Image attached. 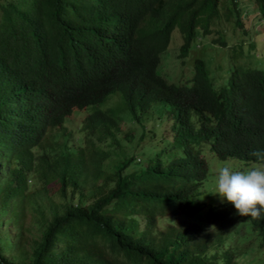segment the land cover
Returning <instances> with one entry per match:
<instances>
[{
	"label": "trees",
	"instance_id": "trees-1",
	"mask_svg": "<svg viewBox=\"0 0 264 264\" xmlns=\"http://www.w3.org/2000/svg\"><path fill=\"white\" fill-rule=\"evenodd\" d=\"M226 1L220 7L224 1L0 0V264H238L257 242L264 244V219L251 226L232 208L203 198L210 175L201 148L208 143L220 158L257 160L250 153L264 152V53L257 61L230 62L218 87L206 55L195 56L191 85L168 82L158 72L174 30L182 38L178 56L184 57L220 8L226 16L235 12L239 27L248 26L239 0ZM247 1L261 17L256 21L264 22V0ZM263 41L249 40L246 51L242 42L234 43L230 57L251 59ZM209 43L226 45L218 37L204 47ZM34 45L57 59L74 57L97 74L64 92L60 105L67 99L82 105L104 101L115 87L102 73L112 45L142 54L148 68L135 70L122 97L141 124L140 139L150 131L147 147L166 144L155 155L145 148V159L143 142L130 144L132 131L117 135L121 117L113 115L89 123L103 128L96 141L74 146L55 139L45 146L48 137L29 130L42 86L29 78L20 56ZM214 65L220 72L227 67ZM152 108L151 122L142 123V114ZM197 111L202 122L192 121ZM119 147L123 156L112 161ZM27 203L37 214L28 241ZM229 222L245 230L238 246L235 232L224 233ZM206 223L212 227L205 229Z\"/></svg>",
	"mask_w": 264,
	"mask_h": 264
},
{
	"label": "clouds",
	"instance_id": "clouds-1",
	"mask_svg": "<svg viewBox=\"0 0 264 264\" xmlns=\"http://www.w3.org/2000/svg\"><path fill=\"white\" fill-rule=\"evenodd\" d=\"M64 50L67 49L64 48ZM20 56L24 57L27 61V74L29 78L36 85L42 86V89L38 91L37 103L30 111L35 115L36 120L30 125L29 130L44 138L48 137L45 146L53 144L55 139H59L54 137L52 132L55 128L64 125L72 111L79 112L81 113V117H84V121L79 124V127H75L78 134L74 135L73 133L75 139L73 145H87L90 140L96 141L97 137L95 135L103 128L89 127V123L94 120H103L113 116L114 114L111 110L105 107L107 106L105 104L107 100L110 104L114 100L113 97L109 98L110 94L115 90H119L123 94L121 88L125 82L135 78V70L140 69L144 72L145 66L148 68V63L142 54H139L137 51L126 52L124 45H112L109 50V59L102 73L114 82L115 87L105 94L104 101L96 105L92 103L82 105L74 99L70 101L67 99L60 105L58 104V99L64 92L85 86L90 76L97 74L90 70L85 63L81 62L82 65L76 64L74 57H69L66 60L58 54L57 59L52 55L39 52L35 45L32 51L21 54ZM159 64L158 72L160 73L161 69L159 68ZM173 82H176L177 85L192 84L190 80ZM46 109V113H48L42 117L41 114ZM207 114L213 118L210 112H207ZM192 121L202 122L199 112L197 115H193ZM83 130H86L85 140H80L79 133ZM72 132L73 130L68 126H63L55 134L56 136L61 134L64 137L61 139L68 140L65 133L71 134ZM149 150L154 152L153 148H149ZM202 155L205 157L203 152ZM250 155L256 157L257 160L245 159V157L235 154L221 155L223 158L216 155L222 160L233 157L239 161L225 162L223 166L217 169L213 178L216 183V191L214 194H218V197L214 203H220L232 208L234 210L233 215L237 212L239 215L244 216L251 226H255L254 223H258L264 219V152L256 150L250 153ZM136 159L138 160L139 158L136 157ZM258 162H261L258 166L246 169V165ZM228 228L229 230L224 231V233L235 232L233 242L238 246L244 239V228L239 224L237 225L236 222H229ZM253 237H258V235L254 233ZM262 245L264 244L259 241L253 249ZM240 259L238 260V264H241Z\"/></svg>",
	"mask_w": 264,
	"mask_h": 264
},
{
	"label": "rangeland",
	"instance_id": "rangeland-1",
	"mask_svg": "<svg viewBox=\"0 0 264 264\" xmlns=\"http://www.w3.org/2000/svg\"><path fill=\"white\" fill-rule=\"evenodd\" d=\"M224 1V2H223ZM229 1V0H228ZM223 2L220 7H223L224 4L227 2L226 0H221ZM240 6L242 8V16L243 18L246 17V15H249L250 22L247 25H244L242 27H239L238 24L235 23L236 13L233 12L229 16H226L224 14V9L220 8V14L216 20H214L211 25L210 29L207 32L205 36H199L197 38V41L194 45V48H191L187 55L184 57H179V45L181 43V35L179 34L178 30H174L171 34V40L169 43L168 48L163 51L161 54V60L159 64V68L161 69L160 73L168 80V82L173 81H186L189 80L190 76L193 73L192 66L194 63L195 56H203L205 58V55L207 57V65L209 67L210 75L215 73L217 75L216 79L213 80L215 86L218 87V82L220 81V76H224L228 73L229 70V64L230 62L236 61V60H244L247 62L257 61L256 59L261 57L259 52L264 53V22H257L256 19H260L259 14H255L256 8L251 6V3L247 0H239ZM230 5L231 2L229 1ZM247 28L248 31L245 32L244 29ZM202 37V38H201ZM220 38L224 39L226 45H212L209 43V45L205 48L204 43L208 41L210 38ZM253 38H257L259 41H263L262 44H259L262 46V50L259 49V51L254 52L255 55L251 56V59H248L245 57V59H239L243 55H239L237 57H230L231 54V45L234 43L242 42L244 51L247 50V43L249 40H253ZM258 50V48H257ZM210 58V59H209ZM263 59V58H261ZM225 63L227 64V67L222 72L218 71L217 66L214 65L215 62ZM261 67V66H259ZM221 73V74H220ZM225 78L223 79L224 82ZM222 82V83H223ZM113 97L114 100H112V104L109 103L107 100L105 104H107L111 112L115 116H121L120 121V127L117 131V135H122L125 131L130 130L133 132L134 136L131 138L130 144L132 146L137 145L138 141H142L143 144L146 147H143V149L149 148L147 147L151 142V133L150 131L146 132L142 139H140L141 134V124L137 122L131 115V112L129 109H127L122 94L119 90H115L110 94L111 98ZM154 110L149 109L147 112H144L142 114V123L149 124L153 118V114L151 111ZM155 111V110H154ZM156 113V111H155ZM158 113V112H157ZM164 118V117H163ZM84 121V117H81V113L79 112H71V114L68 117V120L64 123L63 126H68L70 129L73 130L71 134L65 133L66 137L69 140V144L73 145V142H75L74 135H77V131L75 129L79 127V124H81ZM163 122V119L161 120ZM57 127L52 132V135L57 131L61 130L63 127ZM74 133V135H73ZM85 133L86 130H83L79 133L80 140H85ZM56 138H59L58 140H62L61 138H64L61 134L57 135ZM126 142V139H123V143ZM99 144H101L102 148L108 147L107 141H101ZM166 143L164 141L159 142L157 145L164 146ZM85 146V145H84ZM154 145L153 151H150L153 155H155L156 149L159 147ZM145 149L147 152L143 154L145 159L149 157L148 150ZM202 152L205 155V158L208 161L209 165V171L208 174L210 177L208 178L205 188L206 192L204 193L203 198L206 200L212 199L215 201V199L218 197V194H214L216 191V183L213 176L215 175L217 169L225 162L230 163L231 161H239L237 158L230 157L226 160L219 159L211 150L209 149V146L207 143L202 144ZM122 153L120 152V147L117 150H113L112 155V161H115L117 159H120L122 157ZM140 158L139 156H137ZM142 159V158H141ZM139 160V159H138ZM144 160V159H143ZM258 163H252L249 165H246V169L258 166ZM53 198L56 200L58 199L57 195H53ZM32 205V202H31ZM25 214H26V226L31 228L28 231V240H30L33 236V230H34V219L37 214L30 209V204H26L25 208ZM212 225L210 223H206L204 225L205 229H210ZM25 247L29 248V243L26 242ZM239 251H243L241 248H238ZM241 264H264V245L258 246L248 254V256H244L240 259Z\"/></svg>",
	"mask_w": 264,
	"mask_h": 264
}]
</instances>
